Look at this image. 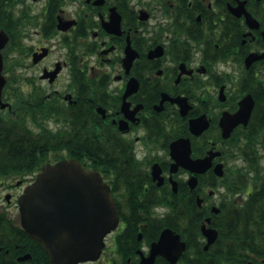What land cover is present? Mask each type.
<instances>
[{"label":"flooded vegetation","instance_id":"1","mask_svg":"<svg viewBox=\"0 0 264 264\" xmlns=\"http://www.w3.org/2000/svg\"><path fill=\"white\" fill-rule=\"evenodd\" d=\"M4 2L23 110L117 207L99 257L76 264H264V0ZM181 139L206 170L178 162ZM37 174L1 181L5 264Z\"/></svg>","mask_w":264,"mask_h":264},{"label":"water","instance_id":"2","mask_svg":"<svg viewBox=\"0 0 264 264\" xmlns=\"http://www.w3.org/2000/svg\"><path fill=\"white\" fill-rule=\"evenodd\" d=\"M8 40L7 32L0 29L2 109L9 105L3 101V89L7 80L3 75L2 53ZM196 126V123H192L193 131ZM175 143H183L187 147L181 159H178L181 165L198 164L203 166V170L209 167L210 157L191 159L188 140L181 139ZM7 198L10 199V196ZM18 201L22 226L43 244L50 256L51 264H76L97 259L103 249L106 235L116 228L119 221L109 186L103 182L98 172L86 169L76 158L44 164ZM167 238L169 236L165 232L157 246H163L165 249L170 247L172 241L168 243ZM156 252H160L158 248ZM29 258L31 254L22 255L18 259Z\"/></svg>","mask_w":264,"mask_h":264},{"label":"trees","instance_id":"3","mask_svg":"<svg viewBox=\"0 0 264 264\" xmlns=\"http://www.w3.org/2000/svg\"><path fill=\"white\" fill-rule=\"evenodd\" d=\"M8 6L4 0H0V27L7 30L12 22L5 19V7ZM17 45V37L13 35L10 47L12 50L17 49ZM4 55L7 68L9 67V50L7 52L5 50ZM16 61L18 60L15 59L14 62ZM16 83L9 78L4 90V97L7 99H10V94H14L12 111H0V183L8 179L10 175L25 176L39 171L41 166L49 160L50 150L57 153L62 149L54 147L52 132L37 128L42 124L43 117L34 113L29 115L23 110L20 84ZM29 120H32L33 124L29 123ZM60 157L61 155H57V158ZM4 220V217H0V221ZM8 229L12 243L6 248L10 247L12 252L11 264H19L15 256L27 252L32 254V259L26 264H50L49 256L41 243L32 238L20 224L11 220ZM3 231V225H0V238L5 237V234H1ZM0 264H5L3 259H0Z\"/></svg>","mask_w":264,"mask_h":264},{"label":"rangeland","instance_id":"4","mask_svg":"<svg viewBox=\"0 0 264 264\" xmlns=\"http://www.w3.org/2000/svg\"><path fill=\"white\" fill-rule=\"evenodd\" d=\"M20 51H17V52H15V53H11V55H9V58L10 57H14V58H16V59H18L19 60V58H20ZM13 61H14V59H13ZM18 69L19 68H16L14 71L16 72V73H18L17 71H18ZM10 74V73H9ZM14 77V76H13ZM16 84H18V83H16ZM56 154H62V155H66V152L62 149V150H60L59 152H54V151H51L50 150V152H49V157H50V159L51 160H54L55 159V155ZM16 182V181H15ZM16 191H20V188H17V190Z\"/></svg>","mask_w":264,"mask_h":264}]
</instances>
